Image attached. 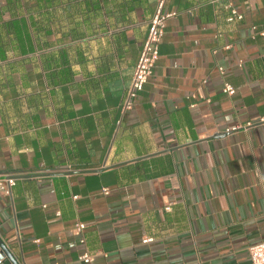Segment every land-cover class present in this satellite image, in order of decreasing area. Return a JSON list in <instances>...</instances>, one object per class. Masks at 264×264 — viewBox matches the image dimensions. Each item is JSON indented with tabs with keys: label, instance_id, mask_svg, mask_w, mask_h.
<instances>
[{
	"label": "crops",
	"instance_id": "obj_1",
	"mask_svg": "<svg viewBox=\"0 0 264 264\" xmlns=\"http://www.w3.org/2000/svg\"><path fill=\"white\" fill-rule=\"evenodd\" d=\"M159 1L0 0V174L16 176L0 238L19 263L252 264L264 0H165L176 14L125 110Z\"/></svg>",
	"mask_w": 264,
	"mask_h": 264
},
{
	"label": "built area",
	"instance_id": "obj_2",
	"mask_svg": "<svg viewBox=\"0 0 264 264\" xmlns=\"http://www.w3.org/2000/svg\"><path fill=\"white\" fill-rule=\"evenodd\" d=\"M164 6H165V0H160L158 9L150 21L148 35L146 37L140 58L134 70L132 84L130 88L127 90L123 100V109L125 110L133 108L139 93L143 90L145 84L148 82L149 78L154 73V68L159 58L160 43L164 37L167 26V20L176 14V12L164 11ZM229 8H230V14L227 17V21L229 23L240 21L244 18V14L239 12L236 8L232 6H229ZM253 27L257 28L256 26ZM220 70L224 72L223 67H220ZM223 90L224 92L229 94H234L236 92V88L230 83H225ZM15 184H16L15 175H8L3 177L0 174L1 193L5 195H9L11 193V188ZM103 192L107 194L109 193V189L105 187L103 189ZM167 209H170V207H167ZM85 228L86 225L83 222H77L75 225V229L79 231L81 234L84 233ZM153 240L154 239L152 237H145L143 239V242L149 243ZM82 242H85L84 236H82ZM249 253L252 264H264V241L258 242L250 246ZM79 258L84 263H91L94 261L95 255L91 253L88 249H85V251L80 255Z\"/></svg>",
	"mask_w": 264,
	"mask_h": 264
},
{
	"label": "water",
	"instance_id": "obj_3",
	"mask_svg": "<svg viewBox=\"0 0 264 264\" xmlns=\"http://www.w3.org/2000/svg\"><path fill=\"white\" fill-rule=\"evenodd\" d=\"M0 264H21L0 238Z\"/></svg>",
	"mask_w": 264,
	"mask_h": 264
}]
</instances>
